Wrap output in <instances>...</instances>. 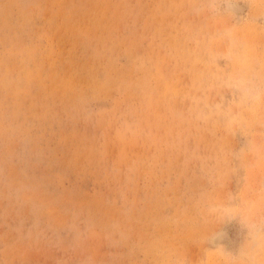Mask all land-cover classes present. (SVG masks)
<instances>
[{
  "label": "rangeland",
  "instance_id": "1",
  "mask_svg": "<svg viewBox=\"0 0 264 264\" xmlns=\"http://www.w3.org/2000/svg\"><path fill=\"white\" fill-rule=\"evenodd\" d=\"M238 5L0 0V264H264V0Z\"/></svg>",
  "mask_w": 264,
  "mask_h": 264
},
{
  "label": "clouds",
  "instance_id": "2",
  "mask_svg": "<svg viewBox=\"0 0 264 264\" xmlns=\"http://www.w3.org/2000/svg\"><path fill=\"white\" fill-rule=\"evenodd\" d=\"M220 3L223 4L224 8L231 12L234 8H236L239 4V0H220ZM262 29H264V25H260ZM248 149H241L240 151L234 153V159L237 161V166L234 169V176L236 177L238 183L242 184L244 182L243 176V162L247 156ZM228 203L230 207L238 206V198L235 193H230L228 196ZM225 223L230 224L232 222H239L241 220V216L238 213L225 212L223 214ZM241 229L244 231V237H247L249 241H253L256 237L262 233H264V222L260 225L256 223L244 221ZM223 235L222 231H218L211 237L207 239L205 242V246L207 249L212 250L218 247L219 245L214 246V242ZM182 264H187V262H182ZM229 264H235L234 261H229Z\"/></svg>",
  "mask_w": 264,
  "mask_h": 264
},
{
  "label": "bare ground",
  "instance_id": "3",
  "mask_svg": "<svg viewBox=\"0 0 264 264\" xmlns=\"http://www.w3.org/2000/svg\"><path fill=\"white\" fill-rule=\"evenodd\" d=\"M236 8H237L236 10H239L240 6L238 5V7H236ZM219 240H220V237L214 242V245H216L219 242Z\"/></svg>",
  "mask_w": 264,
  "mask_h": 264
}]
</instances>
